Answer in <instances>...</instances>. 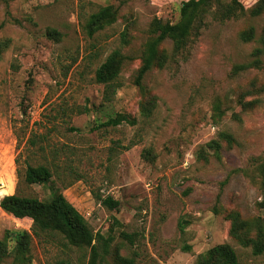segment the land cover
<instances>
[{"label": "rangeland", "instance_id": "rangeland-1", "mask_svg": "<svg viewBox=\"0 0 264 264\" xmlns=\"http://www.w3.org/2000/svg\"><path fill=\"white\" fill-rule=\"evenodd\" d=\"M187 1L0 0V201L15 193L48 201L61 191L94 234L113 239L110 261L119 253L136 264H196L228 244L238 264H264V251L255 255L231 237L226 218L234 212L264 226V93L245 97L258 99L248 109L239 102L250 84L264 85V56L234 73L236 65L255 63L264 14L221 22L206 1L195 8L208 12L199 31L169 33L161 50L172 59L145 76L143 88L157 98L148 115L135 85L151 31L184 27ZM239 1L249 9L259 0ZM106 7L116 11V22L90 36L86 22ZM250 28L255 39L243 42L240 35ZM183 36L192 40L173 56ZM115 51L126 59L107 100L96 71ZM120 115L134 124L102 127ZM214 141L220 150L209 148ZM27 164L47 166L52 180L31 183L23 175ZM96 194L119 207H103ZM32 227L0 207V240L12 235L0 264H15V240L23 232L32 236L23 264H89L90 249L71 246L59 233L35 235Z\"/></svg>", "mask_w": 264, "mask_h": 264}, {"label": "trees", "instance_id": "trees-1", "mask_svg": "<svg viewBox=\"0 0 264 264\" xmlns=\"http://www.w3.org/2000/svg\"><path fill=\"white\" fill-rule=\"evenodd\" d=\"M206 1L208 0H198L197 2L189 0L184 2L181 8L183 17L182 22L184 23L185 20L188 19L184 27L179 28L177 26L175 28L174 26H165L162 31L154 27L151 31L152 36L145 45L141 66L135 78V85L140 87L144 94V103H142V107L146 115H148L151 109L155 108L157 98L146 92L142 85L143 80L153 68L157 67L159 69H164L168 64V60L172 59L165 51L161 50L162 43L171 32L188 35L195 28H198L199 31L203 18L208 12L203 13L202 11V14H199L198 11H195V8H197V6L200 8ZM209 1L215 7L213 12L215 19L221 22L239 19L247 13L253 17H259L264 14V0H259L249 9H246L239 0ZM116 20L117 13L113 7H106L90 16L85 24V30L90 36H93L97 31L115 23ZM47 35L57 37V39L61 36L56 30H48ZM126 37L127 32L123 35L124 42H127ZM183 37L185 38H181L174 42L173 56L182 53L192 40L190 37ZM240 39L243 42L253 41L255 39L254 29L250 28L243 31L240 35ZM260 44L261 48L254 51V55L257 57L255 63L236 65L234 67L235 74L247 71L253 65L257 66L259 64V57L264 56V33L260 39ZM125 59L126 58L120 51H115L96 71V82L105 86L107 100L110 99V94H112L110 89H114L115 82L119 77ZM256 93H264V85L258 86L255 82L252 83V86L250 84V90H247L239 97L240 104L247 109L250 108L254 103L258 102V99L244 102V98ZM235 119L239 120V116H235ZM123 122L134 124V121L130 120L127 116L120 115L110 119L103 124L102 127H117ZM223 138L230 146L235 144V140L231 135L223 134ZM31 144L36 145L33 141H31ZM209 148L218 151L220 150V144L214 141L209 145ZM260 173L262 201L259 203V207L264 209V163L260 167ZM18 175L21 176V174ZM23 175L25 179L31 183L38 185L49 183L53 177L51 170L47 166H33L30 164H27ZM95 198L103 207L110 210H115L119 207V201L114 200L112 197L102 198V196L96 194ZM0 207L3 212L13 216L15 219L31 220L35 235L49 232L59 233L71 246L90 249L89 264H136L134 258L123 257L119 255V253H116L115 258L110 261L113 239L111 237L106 238L99 233L94 234L84 216H82L59 190L55 191L48 201H40L37 198L24 197L16 193L14 195H8L1 199ZM226 218L231 222V237L245 247L251 246L255 255L263 253L264 226L261 220L250 223L249 221L242 220L240 215L234 212L226 215ZM180 227L182 229V226ZM253 231L256 232L255 236H252ZM123 236L130 239V236L125 233H123ZM9 238H12V235L10 232H7L6 237L0 240V263L9 255ZM31 239L32 236L29 232H23L16 238V244L13 249L15 253V264H23L25 262L26 253L30 250ZM196 264H238V256L230 245L222 244L210 249L206 254L200 256Z\"/></svg>", "mask_w": 264, "mask_h": 264}]
</instances>
